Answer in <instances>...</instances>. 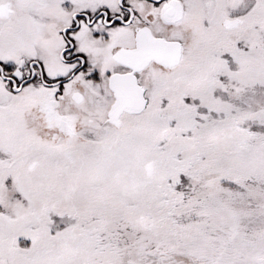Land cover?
Masks as SVG:
<instances>
[{
    "label": "snow or ice",
    "instance_id": "obj_1",
    "mask_svg": "<svg viewBox=\"0 0 264 264\" xmlns=\"http://www.w3.org/2000/svg\"><path fill=\"white\" fill-rule=\"evenodd\" d=\"M0 264H264V0H0Z\"/></svg>",
    "mask_w": 264,
    "mask_h": 264
}]
</instances>
